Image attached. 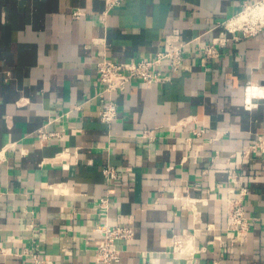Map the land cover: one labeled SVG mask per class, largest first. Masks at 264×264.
Wrapping results in <instances>:
<instances>
[{"label": "crops", "instance_id": "1", "mask_svg": "<svg viewBox=\"0 0 264 264\" xmlns=\"http://www.w3.org/2000/svg\"><path fill=\"white\" fill-rule=\"evenodd\" d=\"M256 1L124 0L104 13V0H0V264H29L38 232L56 263L97 264L105 196L107 223L134 230L118 264H264V153L243 157L264 136V29L237 32L217 58L196 50ZM178 43L181 68L130 82L101 122L97 61ZM239 185L250 229L228 252ZM174 235L187 250H172Z\"/></svg>", "mask_w": 264, "mask_h": 264}, {"label": "built area", "instance_id": "2", "mask_svg": "<svg viewBox=\"0 0 264 264\" xmlns=\"http://www.w3.org/2000/svg\"><path fill=\"white\" fill-rule=\"evenodd\" d=\"M124 0H104V13L118 7ZM264 0H258L252 5H246L244 10L251 7H258ZM74 17H79L84 14L83 11L74 10ZM261 29H264V17L255 16L251 21L243 22L241 26H229L228 22L220 24L219 32L210 42L196 47V50L204 59L217 58L220 55V50L228 45L232 40L239 39L236 35L241 32L243 35L255 34ZM184 43L169 44L155 53L152 58L129 59L124 61H116L113 59L103 58L96 63L98 72L97 79L103 85V90L100 95L104 99L102 108L99 111V120L104 123H111L117 119L118 105L115 100V95L124 91L126 86L133 80L144 83H163L170 79L169 74H163L157 67L166 62L172 72L178 71L184 60ZM149 140L152 138L147 135V130L143 133ZM49 134L40 132L41 139H45ZM258 151L264 153V136H258L250 149L243 153V157H247L249 151ZM103 172L107 178L112 181L116 180L118 174L113 166L107 165L103 168ZM235 177V174L230 175ZM236 184H241L240 178L234 181ZM232 193L235 189L231 190ZM238 196L227 198V217L226 231L230 237V246L228 252L232 251L233 245H242L248 235L250 229L249 218L246 215L244 208V198L247 195V189L243 185L238 187ZM109 204L108 197H100L97 199V215L103 223L95 224L93 231L100 239L95 247V260L97 264H118L120 262L121 253L123 251V241L131 240L134 237V230L130 224L126 225H109L107 223V212ZM211 229V226L208 225ZM41 233H37L33 238V243L36 245L31 249H25L24 254L30 256L29 264H59L54 261L49 255L43 254L37 246L41 243ZM186 247L183 245V240L180 236L174 235L172 250L184 251ZM187 250V249H186Z\"/></svg>", "mask_w": 264, "mask_h": 264}, {"label": "bare ground", "instance_id": "3", "mask_svg": "<svg viewBox=\"0 0 264 264\" xmlns=\"http://www.w3.org/2000/svg\"><path fill=\"white\" fill-rule=\"evenodd\" d=\"M246 12H248V13H246ZM257 15L264 17V2H262V4H260V5H258V7H254V8L251 7L250 9L245 10V12H243V14L240 15V17H237V19H235L234 21L229 23V26L230 27L234 26V25L241 26L243 22L251 21L252 18L257 16ZM256 91H257V89L255 87H252L248 94L249 95L255 94V93H257ZM259 94H260V92H259Z\"/></svg>", "mask_w": 264, "mask_h": 264}, {"label": "rangeland", "instance_id": "4", "mask_svg": "<svg viewBox=\"0 0 264 264\" xmlns=\"http://www.w3.org/2000/svg\"><path fill=\"white\" fill-rule=\"evenodd\" d=\"M246 13H248V12H246Z\"/></svg>", "mask_w": 264, "mask_h": 264}]
</instances>
